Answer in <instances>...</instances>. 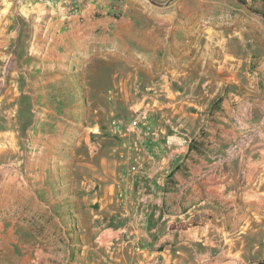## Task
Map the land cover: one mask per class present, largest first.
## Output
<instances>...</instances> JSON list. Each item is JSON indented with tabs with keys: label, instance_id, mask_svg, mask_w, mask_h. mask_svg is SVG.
<instances>
[{
	"label": "rangeland",
	"instance_id": "1",
	"mask_svg": "<svg viewBox=\"0 0 264 264\" xmlns=\"http://www.w3.org/2000/svg\"><path fill=\"white\" fill-rule=\"evenodd\" d=\"M125 2L113 14L133 37L54 55L51 2L0 0V264H146L145 154L164 93L218 68L264 93V0ZM144 109L150 126L134 127Z\"/></svg>",
	"mask_w": 264,
	"mask_h": 264
},
{
	"label": "crops",
	"instance_id": "2",
	"mask_svg": "<svg viewBox=\"0 0 264 264\" xmlns=\"http://www.w3.org/2000/svg\"><path fill=\"white\" fill-rule=\"evenodd\" d=\"M54 1L46 50L54 55L86 48L90 40L118 44L139 31L113 14L112 0ZM125 1L126 10L137 0ZM146 34L152 37L150 27L141 37ZM179 37L177 30L174 46ZM39 39L47 42L44 34ZM205 75L200 90L198 80L182 94L171 86L154 115L158 140L145 154L154 189L140 228L146 264H264V93L241 91L242 77L229 68ZM130 219L140 224L138 213Z\"/></svg>",
	"mask_w": 264,
	"mask_h": 264
},
{
	"label": "built area",
	"instance_id": "3",
	"mask_svg": "<svg viewBox=\"0 0 264 264\" xmlns=\"http://www.w3.org/2000/svg\"><path fill=\"white\" fill-rule=\"evenodd\" d=\"M82 3H87L88 1L87 0H81ZM51 3H55L54 0H52ZM133 126L136 127V126H140V124H142V126H146V127H149L150 126V120H149V111L147 110H142L140 115L133 120L132 122Z\"/></svg>",
	"mask_w": 264,
	"mask_h": 264
}]
</instances>
